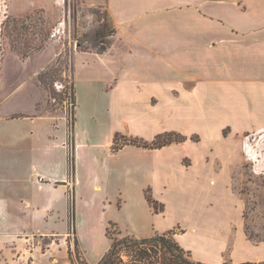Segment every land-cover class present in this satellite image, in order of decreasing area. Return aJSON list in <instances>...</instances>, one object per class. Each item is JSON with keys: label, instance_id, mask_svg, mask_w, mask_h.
Here are the masks:
<instances>
[{"label": "crops", "instance_id": "obj_1", "mask_svg": "<svg viewBox=\"0 0 264 264\" xmlns=\"http://www.w3.org/2000/svg\"><path fill=\"white\" fill-rule=\"evenodd\" d=\"M79 2L107 10L113 43L103 54L74 55L71 147L64 117H21L29 133H0V153L9 154L0 161V264L53 263V237L71 234L73 203L77 220L81 207H99L106 230L114 224L119 235L142 239L172 231L202 264L263 263L264 241L250 239L243 221L237 227L223 212L226 231L205 224L216 226L223 217L212 205L222 169L217 143L264 129V0ZM82 103L89 111L84 124ZM172 132L186 141L114 149L117 135L151 143ZM136 188L145 192L143 213L131 197ZM172 190L194 198L201 218L193 238L166 222L162 195ZM146 195L164 211L157 213ZM81 238L88 263L98 264L110 247L91 262ZM40 239L52 242L44 248Z\"/></svg>", "mask_w": 264, "mask_h": 264}, {"label": "rangeland", "instance_id": "obj_2", "mask_svg": "<svg viewBox=\"0 0 264 264\" xmlns=\"http://www.w3.org/2000/svg\"><path fill=\"white\" fill-rule=\"evenodd\" d=\"M102 26L114 34L112 19L107 10L88 8L79 0H0L2 135L18 133L19 129L27 133L31 131L29 123L18 118L53 115L65 118L69 128V146H72L76 108L72 101L73 59L75 53L80 51L97 53L101 50L102 43H96L95 35ZM113 37L105 39L110 47ZM84 105L82 103L80 109L82 124L86 117L89 118V111H86ZM3 119L11 121L5 122ZM228 146L230 150H227ZM217 148L222 163V169L217 172L220 192L212 205L214 211L223 217L219 218L220 223L216 226L205 225L215 233L226 231L223 229L227 226L223 212H228L237 227L243 221L244 231L250 239L255 242L264 241V129L246 134L244 140L235 138L217 143ZM3 155L6 157L9 154L1 152L0 161ZM232 175L234 191L228 180ZM175 192H163L162 195L167 205L166 222L170 230L182 227L193 238V234H196L194 227L201 218L200 213L192 196L177 197ZM131 197L143 213L142 202L147 208L145 192L136 188L131 192ZM101 212L99 207H81L79 219L76 217L75 225L71 223L70 235L55 236L53 242L40 239L44 248L52 242L51 264H70L67 250L69 242L72 245L69 253L73 252L80 263H88L79 234L91 262L97 261L100 253L111 247L113 239L128 236L119 235L116 226H108L106 230ZM73 226H76L75 231ZM65 227L69 228V224L66 223ZM214 253L217 252L211 253L212 258L216 259ZM124 258L127 260L126 256ZM224 258L229 256L225 255ZM44 260L45 257H42L41 262L45 263Z\"/></svg>", "mask_w": 264, "mask_h": 264}, {"label": "trees", "instance_id": "obj_3", "mask_svg": "<svg viewBox=\"0 0 264 264\" xmlns=\"http://www.w3.org/2000/svg\"><path fill=\"white\" fill-rule=\"evenodd\" d=\"M115 30V28H114ZM113 31V30H112ZM110 31L106 27H101L95 35L96 43L101 41L102 47L98 54L105 53L110 43L105 39L110 36ZM72 101L76 107V97L74 84L72 86ZM122 139V145H119ZM186 141V137L179 133H165L159 135L151 143L145 142L139 139H128L123 136L117 135L115 138L114 149L119 150L124 145H136L144 148L158 149L164 146H168L174 143H182ZM73 160V159H71ZM148 202L153 206L157 213L164 211V206L155 201L152 196L146 195ZM75 205L73 203L72 210L75 225ZM115 226L114 224H111ZM74 227V226H73ZM76 227V226H75ZM74 227V231H75ZM120 234V233H118ZM127 257V260L124 258ZM70 264H88L81 262L74 253H70ZM98 264H202L192 259L190 252L185 251L180 245L174 240L173 232L170 231L166 234L156 235L148 238L138 239L135 237L127 236L121 239H113L110 249L103 256ZM227 264V263H226ZM253 264V263H245ZM259 264H264L259 263Z\"/></svg>", "mask_w": 264, "mask_h": 264}]
</instances>
